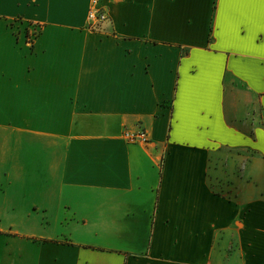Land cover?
<instances>
[{"label": "crops", "instance_id": "0c3cea01", "mask_svg": "<svg viewBox=\"0 0 264 264\" xmlns=\"http://www.w3.org/2000/svg\"><path fill=\"white\" fill-rule=\"evenodd\" d=\"M0 264H264V3L0 0Z\"/></svg>", "mask_w": 264, "mask_h": 264}, {"label": "built area", "instance_id": "2783aa9c", "mask_svg": "<svg viewBox=\"0 0 264 264\" xmlns=\"http://www.w3.org/2000/svg\"><path fill=\"white\" fill-rule=\"evenodd\" d=\"M88 19H89V21H91L93 23H97V22L105 21L106 16L103 13L99 12L97 9L92 8L89 11ZM37 35H36L35 31L30 30L28 32V34L26 36V43L28 46L31 47L33 45V41ZM125 139L130 143H147L148 142V137H147L146 132L144 130H141V129H138L134 132L125 133Z\"/></svg>", "mask_w": 264, "mask_h": 264}, {"label": "rangeland", "instance_id": "374dc122", "mask_svg": "<svg viewBox=\"0 0 264 264\" xmlns=\"http://www.w3.org/2000/svg\"><path fill=\"white\" fill-rule=\"evenodd\" d=\"M31 31H35L36 32V35L39 33V29L38 28H33V29H31Z\"/></svg>", "mask_w": 264, "mask_h": 264}, {"label": "snow or ice", "instance_id": "6c2138e0", "mask_svg": "<svg viewBox=\"0 0 264 264\" xmlns=\"http://www.w3.org/2000/svg\"><path fill=\"white\" fill-rule=\"evenodd\" d=\"M261 3H264V0H261Z\"/></svg>", "mask_w": 264, "mask_h": 264}]
</instances>
